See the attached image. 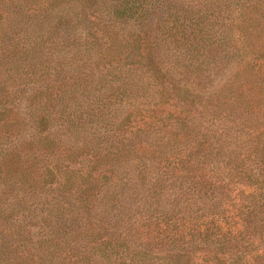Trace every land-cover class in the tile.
<instances>
[{"label": "trees", "instance_id": "obj_1", "mask_svg": "<svg viewBox=\"0 0 264 264\" xmlns=\"http://www.w3.org/2000/svg\"><path fill=\"white\" fill-rule=\"evenodd\" d=\"M0 264H264V0H0Z\"/></svg>", "mask_w": 264, "mask_h": 264}, {"label": "rangeland", "instance_id": "obj_2", "mask_svg": "<svg viewBox=\"0 0 264 264\" xmlns=\"http://www.w3.org/2000/svg\"><path fill=\"white\" fill-rule=\"evenodd\" d=\"M208 255L202 254V253H193L189 255V260L194 262L203 263V259L206 258ZM182 259H186L185 256L182 257Z\"/></svg>", "mask_w": 264, "mask_h": 264}]
</instances>
